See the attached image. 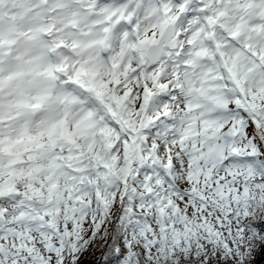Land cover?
Listing matches in <instances>:
<instances>
[{
  "label": "snow or ice",
  "instance_id": "1",
  "mask_svg": "<svg viewBox=\"0 0 264 264\" xmlns=\"http://www.w3.org/2000/svg\"><path fill=\"white\" fill-rule=\"evenodd\" d=\"M262 247L264 0H0V264Z\"/></svg>",
  "mask_w": 264,
  "mask_h": 264
},
{
  "label": "rangeland",
  "instance_id": "2",
  "mask_svg": "<svg viewBox=\"0 0 264 264\" xmlns=\"http://www.w3.org/2000/svg\"><path fill=\"white\" fill-rule=\"evenodd\" d=\"M252 264H264V247L256 253V259L252 262Z\"/></svg>",
  "mask_w": 264,
  "mask_h": 264
}]
</instances>
